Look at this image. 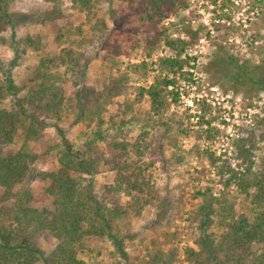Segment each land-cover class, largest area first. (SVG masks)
Returning <instances> with one entry per match:
<instances>
[{
	"label": "trees",
	"instance_id": "obj_1",
	"mask_svg": "<svg viewBox=\"0 0 264 264\" xmlns=\"http://www.w3.org/2000/svg\"><path fill=\"white\" fill-rule=\"evenodd\" d=\"M63 2L41 0L24 12H16L7 10L6 0H0V31L16 26L23 18L30 24H52V40L58 49L27 67L30 82L25 91L12 76V69L28 50L40 49V36H18L12 31L14 54L8 60L0 58V264H94L78 256L85 235L107 237L117 256L114 264H128L125 240L134 235L121 233L117 222L140 215L146 205L163 207L165 198L154 185L149 169L157 162L164 166L172 157H183L180 141L189 131L182 123L172 122L167 111L179 101L180 81L191 80L187 68L192 66L190 61L194 57L186 51L191 41L161 31L148 36V57L160 39L172 52L156 59L157 73L149 83L140 85L132 81L138 72L146 76L148 70H154L148 61L141 60L126 64L123 72L109 75L99 88L90 87L84 83V68L70 45L74 36L81 43L85 41L83 25H75L72 15L65 14ZM69 2L78 13L87 17L93 13L94 0ZM181 6L182 0H138L137 14L149 28H155ZM60 19L62 24L58 23ZM93 32L99 31L93 28ZM184 33L191 38L197 34L190 28ZM98 36L107 47L105 34ZM112 52L119 54L120 46L113 44ZM228 65L233 71L226 76L235 84L252 78L253 72L264 88V64L250 68L230 61ZM66 80L74 86L69 94L64 89ZM119 96L123 97L121 102L116 101ZM142 101L147 103L145 108L138 106ZM110 105H115V111L105 118ZM67 112L71 115L70 126L83 124L87 130L79 148L59 125ZM50 125L60 136L55 146L57 166L50 171H36L34 163L40 153L30 142ZM19 132V147L1 154L2 147L12 144ZM235 138V144L240 141V149L245 148L244 137ZM240 153L246 160L248 151ZM208 159L222 177L224 187L234 183L245 193L250 212L237 214L223 193L218 197L209 189L197 191V249H186L187 258L192 264H222V257L229 258L232 264H264V161L247 180L244 172L232 174L229 166L218 164L214 153H208ZM100 165L112 171L114 177L103 185L101 192H96L92 176ZM250 169L249 165L246 170ZM34 178L48 182L45 194L50 198V207H34L29 187ZM123 196L127 197L125 202ZM215 214L220 216L223 227L218 237L209 231ZM43 230L56 238L47 254L36 240ZM166 255L155 249L138 264H171L176 258L174 253Z\"/></svg>",
	"mask_w": 264,
	"mask_h": 264
},
{
	"label": "rangeland",
	"instance_id": "obj_2",
	"mask_svg": "<svg viewBox=\"0 0 264 264\" xmlns=\"http://www.w3.org/2000/svg\"><path fill=\"white\" fill-rule=\"evenodd\" d=\"M40 1L6 0L4 6L9 11L24 12L30 5L39 4ZM182 2L183 6L161 20L155 28H149L139 20L138 0H94L93 13L89 17L71 9L69 0H64L62 5L65 14H71L74 18L75 25H83L82 36L85 41L81 43L74 36V42L70 45L84 68V83L90 87L99 88L109 75L123 72L126 64L141 60L148 61L154 70H148L146 76L138 72L132 81L140 85L149 83L157 73L156 59L171 55L172 52L160 39L153 45L148 57V36L161 31L191 41L186 50L188 55L194 57L190 61L192 66L187 68L191 73V80L180 81L179 101L171 104L167 111L172 122L182 123L189 131L180 141V153L183 157L179 160L172 157L164 166L157 162L149 169L154 185L165 198L163 207L146 205L140 215H130L117 222L121 233L134 235L132 239L125 240L128 264H138L146 259L149 251L155 249H161L167 255L176 254L171 264H192L187 258L186 249H197L195 239L199 235V220L194 210L200 201L196 195L199 190L209 189L218 197L220 193L225 194L237 214L250 212L249 200L236 184L231 183L227 187L222 185V177L210 164L208 153H214L218 157V164H223L225 168L229 166L232 174L244 172L247 180L262 167L264 161L262 83L256 81L258 75L253 72H250L252 78H243L241 84H235L226 76V73L233 71L232 66L228 65L230 61L244 63L250 68L264 64V0ZM58 23L62 24L63 20H58ZM93 28L99 32L94 33ZM186 28L196 31V36H187L184 33ZM12 31L18 36L29 33L38 34L41 38L40 49L28 50L12 69V76L18 84L25 87V91L30 82L27 67L40 56L54 54L58 49L52 40V24H30L23 18L16 26H7L0 31V58L4 60L14 54ZM100 33L105 34L107 47L98 36ZM113 44L120 46L119 54H113ZM64 89L69 94L74 86L66 80ZM122 100V96L116 98V101ZM138 106L145 108L147 103L142 101ZM114 111L115 105H110L104 113L105 118ZM70 117L69 112L64 114L59 125L64 127L66 136L74 143L75 148H79L87 130L83 124L70 126ZM235 137L245 139L242 142L245 148L242 150L249 153L246 160L240 153V141L235 144ZM59 140L56 129L50 125L30 142L40 153L34 163L36 171L55 169V146ZM20 142L21 132L15 136L12 144L2 147L1 154L16 150ZM249 165L250 171L246 170ZM113 177L112 171L100 165L98 172L92 176L94 190L101 192L103 185L112 182ZM47 184V181L37 178L29 183L34 197L33 205L37 209L50 207V198L45 194ZM126 200L127 197L123 196L122 202ZM216 208L218 211L220 206L217 205ZM209 231L217 237L222 233L223 227L218 214L214 215ZM36 240L45 254L56 243V238L47 230L41 231ZM82 244L78 254L80 258L94 264L115 263L117 256L113 254L114 247L107 237L85 235ZM221 259L222 264H232L229 258Z\"/></svg>",
	"mask_w": 264,
	"mask_h": 264
}]
</instances>
